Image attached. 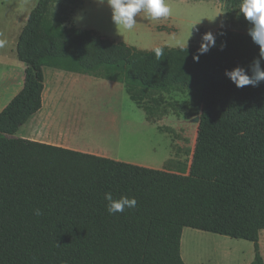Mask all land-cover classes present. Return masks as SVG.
I'll use <instances>...</instances> for the list:
<instances>
[{
	"label": "trees",
	"instance_id": "obj_1",
	"mask_svg": "<svg viewBox=\"0 0 264 264\" xmlns=\"http://www.w3.org/2000/svg\"><path fill=\"white\" fill-rule=\"evenodd\" d=\"M55 1L39 0L28 16L17 42L24 85L0 112V264H186L185 227L252 241L255 264H264V81L237 88L224 75L259 57L248 32L220 27L216 46L196 62L195 45L141 49L68 25ZM45 66L125 84L152 123L164 93L194 92L189 116L200 120L189 167L152 168L14 136L43 106ZM106 192L137 206L109 214Z\"/></svg>",
	"mask_w": 264,
	"mask_h": 264
},
{
	"label": "rangeland",
	"instance_id": "obj_2",
	"mask_svg": "<svg viewBox=\"0 0 264 264\" xmlns=\"http://www.w3.org/2000/svg\"><path fill=\"white\" fill-rule=\"evenodd\" d=\"M38 1L0 0V38L7 40L5 47L0 48V104L25 73L17 56V42ZM166 3L172 9L168 17L151 19L142 12L130 31L117 28L111 19V9L97 0H56L53 9L66 16L68 25L95 29L141 49L185 46L190 28L196 23L187 46L198 48L205 32L215 35L220 27L248 32L251 27L239 9H229L225 2L166 0ZM78 77L64 76L57 83L52 80L49 83L47 92L53 95L56 114L63 111V120L55 124L53 137L66 139L68 134L78 132V124L82 122L89 129L83 136L87 142L107 147L120 161L147 167H159L166 161L164 168L174 171L189 167L198 136L196 119L200 117V114L189 116L197 108L194 92L164 93L162 108L154 113L158 120L153 126L145 123V111L130 99L125 84L89 75ZM260 234L264 242V230ZM243 250L244 247H239L237 255L227 260L229 264H247L250 257Z\"/></svg>",
	"mask_w": 264,
	"mask_h": 264
},
{
	"label": "crops",
	"instance_id": "obj_3",
	"mask_svg": "<svg viewBox=\"0 0 264 264\" xmlns=\"http://www.w3.org/2000/svg\"><path fill=\"white\" fill-rule=\"evenodd\" d=\"M23 64L24 65H22L23 66L22 68L25 69L26 64L25 63ZM44 74H45V88L42 95L43 106L38 112L32 115L25 124H23L20 127V129L14 136L40 141L44 143L54 144V145H58L74 150H79L83 152L93 153L100 156H106L118 160L114 156V154L110 151V149H108L107 147L104 148L100 145L89 144L87 142L85 137H83L87 135V133L89 132V129L85 128L86 126H84L85 123L82 122L79 123L78 124L79 128L77 130L78 132H73V134L71 135L68 134L66 139L65 138L60 139L57 136L56 137L52 136L55 124H61L60 122L63 120V116L61 115L63 111H59V113L56 114L57 108L55 103H53V95L51 92L50 93L47 92L50 81L52 80L53 83L56 81L57 83L59 79L64 78V76L79 78L78 76H84V74L64 71L49 66L44 67ZM24 78H25V73L21 75V79L19 83L14 84L16 88L12 92H10L8 98L6 100H1L2 103L0 104V112L9 104L12 98L23 88ZM68 116H70V113H68L67 117ZM145 123L147 125L151 124L153 126H156L155 123H152L148 120ZM63 135H66V132H63ZM165 162L159 167L157 166H149V167L162 169L164 168ZM247 242L250 243L243 244L240 241H237V239H234L230 236L220 235L217 233L199 230L191 227H185L182 234L181 253L184 262L186 264H229L227 260L231 257H234L235 254L237 255L239 247L240 248L244 247V250L242 252L247 253V255L250 257V260L248 261L247 264H255V259H256L255 244L254 242L249 240H247ZM259 244H260V254L262 259L264 260V242L262 240L261 234H260Z\"/></svg>",
	"mask_w": 264,
	"mask_h": 264
},
{
	"label": "clouds",
	"instance_id": "obj_4",
	"mask_svg": "<svg viewBox=\"0 0 264 264\" xmlns=\"http://www.w3.org/2000/svg\"><path fill=\"white\" fill-rule=\"evenodd\" d=\"M97 2L107 4L111 9V19L117 28L129 31L135 28L137 17L142 12L146 13L151 19H160L168 17L172 11L166 0H97ZM239 11L251 24V27L248 29V35L251 37L253 43L259 46V57L254 58L247 69L242 66H236L231 70H225L224 75L237 88L249 85L256 87L260 82L264 81V68L261 67V63L264 61V0H242ZM196 24L190 28V35L185 44L186 49L187 42ZM6 44L7 40L0 38V48L5 47ZM215 46L216 39L213 33L205 32L197 54L193 56V60L198 62L201 55L206 54ZM223 47L224 45L221 46V49ZM154 52L157 58L163 54V50L160 48L154 49ZM104 199L107 201V212L113 215L123 213L125 209H133L137 206L135 197L120 196L118 199H114L111 192H106ZM34 215H42L41 210H34Z\"/></svg>",
	"mask_w": 264,
	"mask_h": 264
},
{
	"label": "water",
	"instance_id": "obj_5",
	"mask_svg": "<svg viewBox=\"0 0 264 264\" xmlns=\"http://www.w3.org/2000/svg\"><path fill=\"white\" fill-rule=\"evenodd\" d=\"M196 120H197V121H199L200 119H199V118H197Z\"/></svg>",
	"mask_w": 264,
	"mask_h": 264
},
{
	"label": "bare ground",
	"instance_id": "obj_6",
	"mask_svg": "<svg viewBox=\"0 0 264 264\" xmlns=\"http://www.w3.org/2000/svg\"><path fill=\"white\" fill-rule=\"evenodd\" d=\"M134 140V139H133Z\"/></svg>",
	"mask_w": 264,
	"mask_h": 264
}]
</instances>
